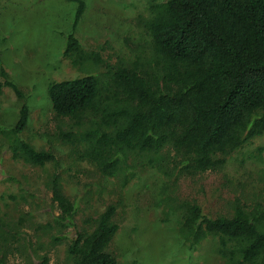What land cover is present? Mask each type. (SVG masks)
I'll return each instance as SVG.
<instances>
[{"label": "trees", "instance_id": "obj_1", "mask_svg": "<svg viewBox=\"0 0 264 264\" xmlns=\"http://www.w3.org/2000/svg\"><path fill=\"white\" fill-rule=\"evenodd\" d=\"M67 1L77 8L63 57L82 68H105L47 87L58 136L79 160L103 175H123L126 186L135 176L132 157L169 179L195 176L222 169L232 153L264 135V0H147L150 16L138 22L151 37L150 53L114 64L76 36L85 0ZM0 77V96L10 87L25 99L2 65ZM29 119L24 102L17 122L0 126L12 158L40 167L55 163L52 150L22 138ZM65 121L69 130L60 128ZM48 186L61 210L56 225H74L76 205L59 173ZM176 207L182 210L179 235L190 249L213 238L222 264H264V205L238 201L232 216L217 217L196 201ZM116 212V204L108 205L91 219L92 229L77 232L67 248L72 264H118L109 250L120 227ZM48 262L43 256L41 264Z\"/></svg>", "mask_w": 264, "mask_h": 264}, {"label": "rangeland", "instance_id": "obj_2", "mask_svg": "<svg viewBox=\"0 0 264 264\" xmlns=\"http://www.w3.org/2000/svg\"><path fill=\"white\" fill-rule=\"evenodd\" d=\"M85 2L76 36L87 50L101 52L111 64L150 53L151 37L138 22L150 16L147 0ZM76 8L67 0H0V65L25 95L20 99L4 87L0 126L12 127L27 102L30 119L22 138L37 149L52 150L57 158L44 167L15 160L0 134V257L4 264H41L45 255L48 264H72L67 248L77 232L92 229L91 219L116 204L114 220L120 227L109 250L118 264H222L215 239L204 240L196 250L184 244L179 235L182 210L176 203L196 201L210 217L232 216L238 201L249 208L264 205V150L259 151L264 135L232 153L222 169L195 176L169 179L132 157L129 170L135 176L126 186L123 175H103L79 160L73 146L58 136L47 92L52 81L105 70L82 68L63 57ZM60 128L69 130L71 124L65 121ZM56 172L76 205L74 225L66 228L54 221L61 210L48 183Z\"/></svg>", "mask_w": 264, "mask_h": 264}]
</instances>
